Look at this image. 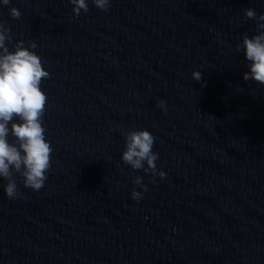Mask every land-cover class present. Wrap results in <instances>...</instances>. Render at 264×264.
Returning <instances> with one entry per match:
<instances>
[{
  "label": "water",
  "instance_id": "obj_1",
  "mask_svg": "<svg viewBox=\"0 0 264 264\" xmlns=\"http://www.w3.org/2000/svg\"><path fill=\"white\" fill-rule=\"evenodd\" d=\"M72 7H0L9 49L35 42L50 73L40 87L53 148L39 191L17 174L9 199L0 179V264H264V85L243 79L235 50L255 27L243 9L262 13L264 0ZM136 129L155 137L163 179L121 161Z\"/></svg>",
  "mask_w": 264,
  "mask_h": 264
},
{
  "label": "clouds",
  "instance_id": "obj_2",
  "mask_svg": "<svg viewBox=\"0 0 264 264\" xmlns=\"http://www.w3.org/2000/svg\"><path fill=\"white\" fill-rule=\"evenodd\" d=\"M91 2L103 11L110 5V0ZM10 3L11 0H0V7ZM69 3L73 5L74 15L88 11V0H69ZM8 12L12 18L21 15L14 6L9 7ZM243 18L255 21L253 34H244L235 45L236 52L242 51L247 62L243 79L264 85V12L257 14L255 8L248 7L243 9ZM10 39L9 27L0 21V179L6 182L3 185L5 196L15 199L19 195L17 174L26 188L39 191L44 186L53 148L43 126L47 94L40 87L42 78H48L50 73L35 51V42L26 46L20 40L9 49L6 42ZM192 77L199 81L201 73L193 71ZM158 106L166 110L164 100L161 99ZM154 141L155 137L147 129L126 131L120 159L133 170L142 169L163 179L166 173L157 168L158 153L152 150ZM133 184L147 191L142 177L136 176ZM130 195L138 201L143 193L133 188Z\"/></svg>",
  "mask_w": 264,
  "mask_h": 264
}]
</instances>
